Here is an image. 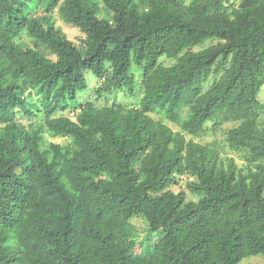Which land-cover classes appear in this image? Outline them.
<instances>
[{
  "label": "trees",
  "instance_id": "1",
  "mask_svg": "<svg viewBox=\"0 0 264 264\" xmlns=\"http://www.w3.org/2000/svg\"><path fill=\"white\" fill-rule=\"evenodd\" d=\"M223 4L0 0V264L264 256V0L230 12ZM55 10L84 35L82 46L55 27ZM132 66L142 106L75 105L87 72L103 80L100 94L133 93ZM207 123L234 124L225 140L244 167L194 141ZM45 134L70 142L46 143ZM184 176L197 201L170 190ZM133 217L162 235L147 254H135Z\"/></svg>",
  "mask_w": 264,
  "mask_h": 264
},
{
  "label": "rangeland",
  "instance_id": "2",
  "mask_svg": "<svg viewBox=\"0 0 264 264\" xmlns=\"http://www.w3.org/2000/svg\"><path fill=\"white\" fill-rule=\"evenodd\" d=\"M192 1L193 0H182L184 4H189ZM240 2L241 0H224L222 10L230 12L232 9L237 8ZM52 17L54 20L55 27L60 29L65 34L67 39L72 41L78 47L82 46L85 37L78 31V29L64 23L60 19L59 14L56 10L53 12ZM100 17L109 19V17L105 14L104 11L100 12ZM22 39L28 42V39L25 36H23ZM213 43L214 41L212 42L211 40H207L205 41V43H203V45L196 46L192 50L199 51L205 47H208ZM29 44L33 47V45L30 42ZM41 52L43 53L47 61L54 60L55 57H53L50 54L47 48H41ZM159 62H161V64L165 66H170L171 64H173L172 59H167L166 57H161L159 59ZM131 71L134 72L135 81H136V87L133 93H127L125 91H113L110 93H101V94L98 93V89L100 88L103 80L98 79L91 72H87L85 75L87 82V89L84 92L78 94L77 96L78 102H76L75 105L78 107L80 103H85L88 101V102H92V104L96 107L110 106L112 104H122L128 107L142 106L143 93L141 87L138 85L141 76L140 73L136 71L133 66L131 68ZM32 97L35 100L34 95H32ZM32 97H30V99H32ZM257 99L262 105H264V86H262V88L260 89L257 95ZM38 106L41 109V104H38ZM71 108L73 109L72 106ZM36 112H38V110ZM63 115L74 119V115L71 114V112H66ZM152 117L155 120H162L161 117L157 115H152ZM39 119L40 117L38 118V120ZM163 122H165V124H167L174 131L178 130L177 126L170 124L166 121ZM232 126H234V124L224 123L220 127H218V129L213 131L211 129L212 124L207 123L205 126L206 127L205 131L199 136L194 137V141L201 145L209 146L211 149L215 150L218 153L221 159L224 160L233 159L234 163L238 167H244L245 163H244L243 153L239 151L231 150L228 147L225 140L226 131L230 129ZM186 138L190 139L192 137L187 135ZM45 142L64 145L69 143L70 140L64 138H52L45 134ZM191 180L192 178L184 176L180 178L179 183L177 185H174L172 188H170V190L174 193L182 194L185 201H197L198 197L189 193L188 190L186 189L187 181H191ZM127 231H129V236L135 242V246H136L135 254H139V255L147 254L151 250L152 246L156 242H158L162 236L161 233L159 232H149L146 223L136 217L130 219ZM239 264H264V256L249 257L243 259Z\"/></svg>",
  "mask_w": 264,
  "mask_h": 264
}]
</instances>
